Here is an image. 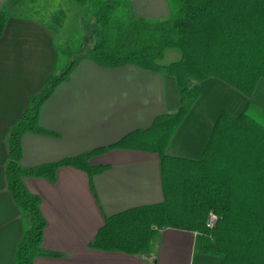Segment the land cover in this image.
Returning <instances> with one entry per match:
<instances>
[{
    "label": "trees",
    "instance_id": "16d2710c",
    "mask_svg": "<svg viewBox=\"0 0 264 264\" xmlns=\"http://www.w3.org/2000/svg\"><path fill=\"white\" fill-rule=\"evenodd\" d=\"M68 1L79 9L78 32L67 29L64 18H69L61 6L55 12L48 8L53 0H8L0 9V39L11 19L39 22L52 35L57 52L44 89L31 98L7 136V187L23 224L15 264L59 256L42 248L47 227L42 199L29 191L25 180L55 182L62 167L93 178L106 166H94L91 160L109 149L158 154L164 199L107 217L90 248L152 256L160 232L178 229L196 233V251L218 257L220 264H264V108L252 106L238 116L221 113L198 160L168 154L200 99L197 84L218 79L252 97L264 80V0H166L170 15L164 19L136 16L131 0ZM34 13L45 14L46 20L33 18ZM170 52L180 58L163 64ZM83 61L107 69L134 66L173 78L180 96L178 110L112 147L24 167L22 138L53 135L40 124L41 109ZM211 214L218 217L213 228L208 226Z\"/></svg>",
    "mask_w": 264,
    "mask_h": 264
},
{
    "label": "crops",
    "instance_id": "0c3cea01",
    "mask_svg": "<svg viewBox=\"0 0 264 264\" xmlns=\"http://www.w3.org/2000/svg\"><path fill=\"white\" fill-rule=\"evenodd\" d=\"M7 1L0 0V9ZM131 2L138 17L170 15L166 0ZM56 61L53 37L44 26L24 19L8 22L0 39V264H15V248L23 234L20 211L7 187V136L31 98L44 89ZM179 98L171 77L134 66L107 69L83 61L41 109L40 124L53 135L22 138V165L33 168L112 147L151 127L158 117L176 112ZM252 106L264 108V80L252 97L218 79L202 82V97L175 134L168 154L200 159L221 113L238 116ZM91 164L106 169L90 178L82 170L62 167L55 182L25 180L29 191L42 199L47 221L42 248L59 255L37 257L34 264H220L218 257L196 251V233L178 229L160 232L152 256L90 248L107 217L164 199L156 153L109 149Z\"/></svg>",
    "mask_w": 264,
    "mask_h": 264
},
{
    "label": "rangeland",
    "instance_id": "374dc122",
    "mask_svg": "<svg viewBox=\"0 0 264 264\" xmlns=\"http://www.w3.org/2000/svg\"><path fill=\"white\" fill-rule=\"evenodd\" d=\"M54 2H52L51 4L48 5V8L52 11L55 12L60 8V6L62 7V9L65 10L66 16L69 18H64L65 20V25H67L68 23V27L67 29H69L72 32H78V26H79V22H78V16H79V9L73 5L70 1L68 0H61L60 2L57 0H53ZM35 14V13H34ZM32 14L33 18L36 19H43L46 20L45 14L43 13H36L35 15ZM78 35V34H77ZM180 58L179 54H177L176 52H170L166 55L165 59L163 60V64H170L174 61H177ZM196 88L199 90L200 96L202 97V83L197 84ZM201 105L200 106V110L202 109V98H201ZM237 111V108H235ZM200 113H202L200 111ZM239 113V112H238ZM197 119V118H196Z\"/></svg>",
    "mask_w": 264,
    "mask_h": 264
},
{
    "label": "built area",
    "instance_id": "2783aa9c",
    "mask_svg": "<svg viewBox=\"0 0 264 264\" xmlns=\"http://www.w3.org/2000/svg\"><path fill=\"white\" fill-rule=\"evenodd\" d=\"M217 221H218V217L216 215H214V214H211L210 217H209L208 226L213 228Z\"/></svg>",
    "mask_w": 264,
    "mask_h": 264
}]
</instances>
